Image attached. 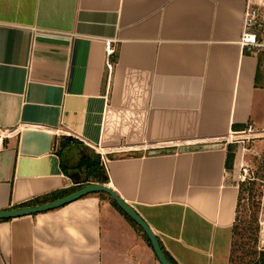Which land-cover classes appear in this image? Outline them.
Wrapping results in <instances>:
<instances>
[{"label":"crops","instance_id":"obj_1","mask_svg":"<svg viewBox=\"0 0 264 264\" xmlns=\"http://www.w3.org/2000/svg\"><path fill=\"white\" fill-rule=\"evenodd\" d=\"M248 1L0 0V211L103 184L177 264H232L224 142L264 124V52L240 45ZM0 264L161 263L92 193L0 220Z\"/></svg>","mask_w":264,"mask_h":264},{"label":"rangeland","instance_id":"obj_2","mask_svg":"<svg viewBox=\"0 0 264 264\" xmlns=\"http://www.w3.org/2000/svg\"><path fill=\"white\" fill-rule=\"evenodd\" d=\"M224 143L235 149L233 165L240 185L232 264H255L264 250V124L250 126Z\"/></svg>","mask_w":264,"mask_h":264},{"label":"water","instance_id":"obj_3","mask_svg":"<svg viewBox=\"0 0 264 264\" xmlns=\"http://www.w3.org/2000/svg\"><path fill=\"white\" fill-rule=\"evenodd\" d=\"M222 144H208L205 148H215L221 146ZM73 149H78V146H72L68 153ZM92 193H106L111 196V198L117 203V205L130 217L132 218L138 226L141 227L143 232L149 238L154 252L161 264H174L172 263L166 254L164 253L158 237L154 234L147 222L138 214V212L129 204H127L120 196L109 186L103 184H89L82 186L79 189L71 192L70 194L57 198L55 200L42 203L39 205L13 208L8 210L0 211V220L12 219L16 217H22L26 215L38 214L46 211H50L59 207H62L72 201L82 198L88 194Z\"/></svg>","mask_w":264,"mask_h":264},{"label":"built area","instance_id":"obj_4","mask_svg":"<svg viewBox=\"0 0 264 264\" xmlns=\"http://www.w3.org/2000/svg\"><path fill=\"white\" fill-rule=\"evenodd\" d=\"M243 48L264 52V1L249 0L244 12V30L240 39ZM113 49L108 46V54ZM238 135V134H235ZM231 136H229L230 138Z\"/></svg>","mask_w":264,"mask_h":264},{"label":"trees","instance_id":"obj_5","mask_svg":"<svg viewBox=\"0 0 264 264\" xmlns=\"http://www.w3.org/2000/svg\"><path fill=\"white\" fill-rule=\"evenodd\" d=\"M261 55V54H259ZM260 62H261V57H260ZM69 144V143H67ZM64 147H66V143H64ZM234 153H228L227 155V162H226V165L228 168H231L232 165H233V161H234ZM84 166L86 167V169L88 170L89 174H90V177L91 175H93L94 177H99V181L101 183H107L108 182V177L106 175V173L101 170L99 168V165H94V164H89L87 162H84ZM81 186H77V187H73V188H69V189H66V190H63V191H59V192H55L53 194H50L48 196H45V197H42V198H37V199H34V200H31L29 202H26L22 205H20L19 207H28V206H34V205H38V204H42V203H46V202H49V201H52L54 199H57V198H60V197H63V196H66L68 194H70L71 192L75 191L76 189H79ZM112 203L114 206H116L125 216L126 218L132 222L134 225H136L140 231L143 232V230L141 229L140 226L137 225V223L132 219L130 218L118 205L117 203L112 199ZM146 239L148 240L149 244L151 245V242L149 240V238L146 236V234L144 233ZM152 246V245H151ZM167 255V254H166ZM168 259L174 263V264H177L173 259H171L168 255H167ZM258 260L256 261L255 264H264V250H262L261 252L258 253Z\"/></svg>","mask_w":264,"mask_h":264}]
</instances>
